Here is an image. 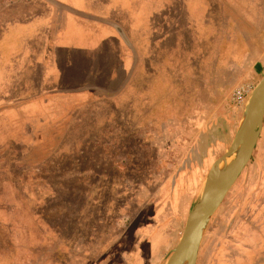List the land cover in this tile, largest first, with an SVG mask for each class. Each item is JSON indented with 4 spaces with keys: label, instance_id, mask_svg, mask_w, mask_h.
<instances>
[{
    "label": "rangeland",
    "instance_id": "obj_1",
    "mask_svg": "<svg viewBox=\"0 0 264 264\" xmlns=\"http://www.w3.org/2000/svg\"><path fill=\"white\" fill-rule=\"evenodd\" d=\"M23 1L0 2L4 22L34 13L8 20L0 41L6 42L0 45V264H165L264 74V0L258 6L253 0H188L190 10L187 0H148L150 18L135 23L144 30L134 36L147 46L152 39L154 48L145 55L147 69L115 101L85 99L84 93L112 83L113 56L90 61L83 52L61 50L47 71L23 68L24 50L36 46L30 32L45 28L43 8L59 16L57 27L66 24V35L77 30L70 14ZM59 1L120 21L133 35L114 0H93V6ZM155 8L161 13H150ZM128 9L141 16L148 5L133 0ZM150 28L159 29L152 38ZM28 78L42 97L61 100L45 111L26 104L24 92L33 90ZM238 87L250 90L239 105L233 100ZM259 189L264 117L250 160L208 222L195 264H264V246L247 247L264 236L258 217L251 218L257 229L248 238L231 230Z\"/></svg>",
    "mask_w": 264,
    "mask_h": 264
},
{
    "label": "crops",
    "instance_id": "obj_2",
    "mask_svg": "<svg viewBox=\"0 0 264 264\" xmlns=\"http://www.w3.org/2000/svg\"><path fill=\"white\" fill-rule=\"evenodd\" d=\"M3 1L4 0H0V2H3ZM15 1L17 2V0ZM20 1H23V0H18V2ZM37 1L39 2V5H41L42 7L44 5L43 2H45L53 8H57L59 10H62L70 14L74 18L75 22L77 23L76 24L77 30L73 33H70V34L68 33V35H66V32H67L66 24L65 26L61 28L57 27L58 22L61 21L59 19V16L52 10L50 11L47 8L45 10L43 8L44 12L42 14H44L45 18L47 19L45 23V28L40 29L41 32L36 33V34L34 32H30L31 34V37L29 38L31 40L30 45H36V46H33V47L29 46V49L27 48L26 50H24L23 62H21L24 69H26V66H30L31 68L32 67H35L36 69L38 68L40 69V71H47L49 68L53 66V63L55 61V54L61 50H64V51L67 50L66 52L72 51L73 53L83 52L87 56L88 60L90 61L94 60L96 56H101L102 58L103 57L108 58L109 56L111 57L113 56L115 60L111 66L110 73H109V79H111L110 82L112 83L108 85L106 82H103V84L105 83L106 86L108 87L84 85V86H88V87H85L87 88V90L84 91L85 99L91 98V99H96V100H113V101H115L121 94H123L126 90L130 88V85H132V82L136 76V73L139 70L142 71L144 69H147V64H146L147 58L145 57V55L151 53L152 49L154 48V42L152 41V39L148 41L149 43L148 44L149 47H148L146 45L147 43L146 44L143 43L142 40L137 41L136 36L134 35L140 34L141 30H144L142 29L143 25L137 24L135 26V23H145L144 21H147V19L150 18V17L149 18L147 17V15L149 16V10H150L148 0H139L140 2H143V4L148 5V12L145 14L142 13L141 16L135 15L131 10L128 9L129 4L131 5L133 0H116L117 2H115L114 0V3L116 5H112V6L116 8L118 12L126 13L129 17V22L128 21L127 22L133 34L132 37L129 36V34L126 32V30L124 29V26L121 23H119L120 21L107 20L104 18L102 14L93 13L87 10H80V9H77L59 0H57L59 3L71 8L75 12L68 11L64 8L56 7L52 5L51 3L47 2L46 0H32V2H37ZM151 1H155V0H151ZM253 1H254V5L256 6L261 4L259 3V0H253ZM23 2L27 4L29 3L28 1H23ZM5 3H6V6L10 5V1H6ZM80 3L84 5L85 4L86 5L91 4L92 6L94 5L93 0H80ZM186 5L188 9L190 10L189 8L190 3L188 0L186 2ZM112 6H110V8H112ZM7 9L14 10V7H12L11 5V7L9 6L7 7ZM15 10L17 9L15 8ZM194 10H195V6H194ZM151 12L154 14L161 13L160 9L158 8L151 10L150 13ZM32 15H34V13H31V11L25 14V16L22 18H20L19 13H17V15L15 16L13 14L11 19H5L6 22H4L2 15H1L0 16V41H2V38L4 37V34H5L4 30L2 29L7 25L6 23L8 20H12V19L22 20L25 18H29ZM161 15H163V13ZM113 25H117L122 29L128 43H126L121 38V36L116 31ZM151 30L153 29L150 28V31ZM158 31L156 30L155 32H150L149 36H151L152 38ZM32 41L34 42V44L32 43ZM0 45H6V42ZM1 49H2V46H0V50ZM72 61L74 60L72 59ZM74 67L78 69L76 65ZM47 78L50 79L51 76L49 77L47 76L45 80ZM31 81L32 80L30 78H28V80H25V82L27 83V86L33 87L32 91L24 92V94L28 93L27 94L28 97L26 98L27 100L25 101L26 104L27 103L35 104L33 105L35 106V109H36L37 104H41V110L45 111L43 109H47L48 105L54 106L52 105L53 100L55 101L54 104H57V102L61 100L60 97L57 96V94H55V96L57 97H54V96L46 97L45 95L44 97H42L40 94H38L39 93L37 90L38 88L36 87L37 82L34 81L32 83ZM155 82L157 85L158 80H156ZM31 93H33L35 97L34 99L30 98ZM6 98H4L2 101L5 103L12 102L11 100H8ZM72 99L73 98L69 99V101L74 102ZM77 101L78 100H75V102ZM44 103L46 104V107ZM18 109H20L21 112H23L22 110L23 108L21 106H18ZM24 115H25L24 117H26L25 119L29 121L30 119L28 117L30 116L28 114H24ZM0 118L2 119V116ZM11 123L14 129V122H12V119H11ZM0 182L2 183L3 181L0 180ZM251 199L252 200H249V205H246L245 207L241 208L243 211L242 214L244 216L240 217V221L237 223H234V227L231 228V230H235V231L241 230L240 232L241 238L244 236H246L245 238H248L249 237L248 234L250 233V231H256L257 229L256 226H254L251 222L252 217L254 218L258 217L255 225L264 224V189H259L255 191ZM249 212L252 213L251 217L246 216L248 215ZM257 241L258 239L253 240L251 243L249 242L250 244L247 247L249 249L253 247L252 249H254V247L258 248L259 246H264V236L260 237L259 241L258 242ZM245 244H248V243H245ZM248 248H246L245 250L247 251ZM242 258L243 259L246 258V255L245 257L242 256Z\"/></svg>",
    "mask_w": 264,
    "mask_h": 264
},
{
    "label": "water",
    "instance_id": "obj_3",
    "mask_svg": "<svg viewBox=\"0 0 264 264\" xmlns=\"http://www.w3.org/2000/svg\"><path fill=\"white\" fill-rule=\"evenodd\" d=\"M46 1L56 7L75 12L57 0ZM113 26L121 38L128 43L122 29L117 25ZM263 117L264 74L247 98L241 120L228 148L211 164L198 198L186 217L181 236L165 264L196 263L200 242L208 222L250 160L262 129ZM207 140L208 135H205L200 147L202 150Z\"/></svg>",
    "mask_w": 264,
    "mask_h": 264
},
{
    "label": "built area",
    "instance_id": "obj_4",
    "mask_svg": "<svg viewBox=\"0 0 264 264\" xmlns=\"http://www.w3.org/2000/svg\"><path fill=\"white\" fill-rule=\"evenodd\" d=\"M250 90L249 87H238L233 92V100L236 104H242L248 96Z\"/></svg>",
    "mask_w": 264,
    "mask_h": 264
},
{
    "label": "trees",
    "instance_id": "obj_5",
    "mask_svg": "<svg viewBox=\"0 0 264 264\" xmlns=\"http://www.w3.org/2000/svg\"><path fill=\"white\" fill-rule=\"evenodd\" d=\"M15 15H17V13L14 14V16H15ZM12 16H13V15H12ZM12 16H11L10 18H12ZM74 170H75V169H74ZM54 195H55V194H54ZM54 195H53V198H54V199H58V196H56V195L54 196Z\"/></svg>",
    "mask_w": 264,
    "mask_h": 264
},
{
    "label": "flooded vegetation",
    "instance_id": "obj_6",
    "mask_svg": "<svg viewBox=\"0 0 264 264\" xmlns=\"http://www.w3.org/2000/svg\"><path fill=\"white\" fill-rule=\"evenodd\" d=\"M242 261H243V259H242Z\"/></svg>",
    "mask_w": 264,
    "mask_h": 264
}]
</instances>
